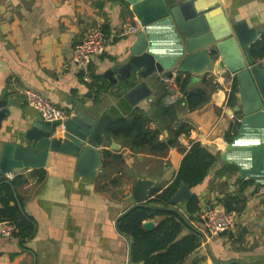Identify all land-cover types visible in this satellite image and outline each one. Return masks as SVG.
I'll use <instances>...</instances> for the list:
<instances>
[{"label": "crops", "instance_id": "1", "mask_svg": "<svg viewBox=\"0 0 264 264\" xmlns=\"http://www.w3.org/2000/svg\"><path fill=\"white\" fill-rule=\"evenodd\" d=\"M182 1L167 0L170 6ZM230 6L234 22L245 21L264 32V0H231ZM96 22L104 25L109 43L106 53L94 59L92 81L88 82L72 62L73 51ZM127 25H138L140 30L123 35L122 28ZM141 31L131 7L122 0H0V97L6 91L7 99L18 103L9 105L11 113L0 128V162L5 144L24 143L27 131L43 119L27 105L17 88L41 93L67 109L70 117L74 115V101L80 103L83 111L97 107L98 112L114 119L128 116L137 107L152 113L153 103L165 91L167 83L161 82L163 77L151 82L154 96L136 107L125 99L126 91L121 93L113 86L100 103L90 90L95 76L103 77L110 85L105 73L131 56ZM216 66L217 63L199 77L200 82L206 74L219 78L217 90L208 104L189 113L187 123L194 126V131L190 136L182 135L181 146L172 148L166 156L134 152L122 142L111 140L101 146L103 167L96 178L78 175V158L59 153H51L44 168V181L39 182L38 176L33 175L36 169L19 173L25 175L26 183L18 192L27 214L37 222V231L27 243V250H22L15 239L0 235V264H128L129 242L119 232L117 223L131 209L138 179L167 187L174 181L185 152L200 141L218 155L219 161L208 178L191 189L192 197L200 199L201 209L196 215L198 220L191 224L204 237L201 247L185 264H264V197L256 196V184L246 191L245 209L240 215L234 213L235 227L229 233L210 236L202 217L203 211L211 207L224 210L220 200L238 192L237 182L242 180L239 171L220 174L224 166L233 165L222 159L229 143L225 136L233 124L241 123L243 116L233 112L240 101L238 92L237 104L230 106L229 117L218 124L234 78L225 71L218 74ZM169 137L165 130L162 139ZM105 151L112 157L106 160ZM105 161L109 165L104 167ZM19 174L7 176L0 170V179H13ZM177 207L181 209V205Z\"/></svg>", "mask_w": 264, "mask_h": 264}, {"label": "water", "instance_id": "2", "mask_svg": "<svg viewBox=\"0 0 264 264\" xmlns=\"http://www.w3.org/2000/svg\"><path fill=\"white\" fill-rule=\"evenodd\" d=\"M122 1L131 7L142 31L132 46L131 56L105 73L109 84L121 93L126 91L125 99L136 107L154 96L153 80L180 71L192 74L195 85L200 82L199 76L217 63L218 74L228 72L238 82L240 101L233 112L243 116L240 129L227 144L222 159L238 169L242 180L264 186V65L255 63L250 53L264 32L251 28L245 21L234 22L231 0H184L175 6H170L167 0ZM219 81L217 78L216 82ZM161 82L166 81L161 78ZM74 102V115L68 120H37L25 134L24 143L5 144L1 172L9 176L25 169H44L51 153H59L78 158V175L98 177L103 167L99 140L106 136L115 119L101 114L97 107L83 111L80 103ZM9 105L18 103L7 99L4 91L0 97V128L11 113ZM156 184L138 179L130 200L131 209L146 204ZM191 198V188L182 184L171 204L181 205L182 212L190 217ZM155 226L154 221L144 223L148 230ZM117 228L129 242L128 264H131L132 240L120 231L119 221Z\"/></svg>", "mask_w": 264, "mask_h": 264}, {"label": "trees", "instance_id": "3", "mask_svg": "<svg viewBox=\"0 0 264 264\" xmlns=\"http://www.w3.org/2000/svg\"><path fill=\"white\" fill-rule=\"evenodd\" d=\"M250 53L255 63L264 60V34L250 48ZM168 76L174 77L177 88L185 94L186 107L190 112H195L208 104L219 85L211 74L204 75L200 84L196 86L193 85L190 73L178 71L175 75L169 73ZM93 80L90 90L95 101L100 103L104 95L110 94L112 85H108L103 77L95 76ZM238 92L239 85L234 78L229 106L237 104ZM163 96L164 94L155 100L150 114L137 107L128 116L115 119L109 126L106 136L99 140L100 144L118 140L134 152H144L153 156H166L172 148L180 147L179 138L182 135L190 136L194 126L187 122H178V106H166ZM150 122H155L157 128L151 129L148 126ZM239 126L240 123H235L230 127L225 136L226 142H232ZM165 130L170 134L168 140L162 139ZM104 155L106 160L112 157L108 151H105ZM218 161V155L203 142L193 143L185 152L174 181L167 187L157 185L151 190L150 200L146 204L132 208L120 219V231L132 240L134 264H185L201 247L203 235L191 224L198 220L196 215L201 210L200 199L196 195L191 198L188 205L190 218L186 217L180 208L173 206L171 200L182 184L189 185L191 189L201 185ZM108 165V161H105L104 167ZM236 172L238 169L235 166L226 165L220 174L233 175ZM33 175L38 176L39 182H42L46 178V171L36 169ZM25 183L26 178L23 174L16 175L13 179L6 176L0 179V223L10 222L17 227L14 239L22 250L28 249L27 243L37 231V222L34 217L27 214L24 199L18 192ZM237 184L239 191L225 195L220 203L224 211L240 215L245 209L246 191L256 185L252 181L240 179ZM147 221H156V226L150 230L145 229L144 223ZM186 230L189 232L183 235ZM227 264L242 263L230 261Z\"/></svg>", "mask_w": 264, "mask_h": 264}, {"label": "built area", "instance_id": "4", "mask_svg": "<svg viewBox=\"0 0 264 264\" xmlns=\"http://www.w3.org/2000/svg\"><path fill=\"white\" fill-rule=\"evenodd\" d=\"M140 26L127 25L122 28V34L128 35L130 33H138ZM108 37L104 31V25L101 22H96L89 26L87 34L84 38L75 45L73 51L72 62L76 69L83 74L85 80L92 81L91 67L95 58L103 56L108 48ZM264 65V60L260 62ZM173 75H175L173 73ZM166 81V91L163 96V102L166 106L177 105L178 122H187V117L191 113L186 107V96L182 93L175 84L174 77L170 78L167 75L163 77ZM19 95L24 97L27 105L36 109L45 121H66L70 118L69 111L54 104L49 98L41 93L29 88H17ZM232 93V86L227 90V97L223 113L220 117V122L229 117L228 111L231 110L229 106V99ZM241 121V120H239ZM148 126L151 129H156L157 124L150 122ZM215 130V129H214ZM256 196L264 197V186L259 185L256 188ZM202 217L205 221L206 228L210 236H217L221 233L232 230L235 227V214L224 211L218 207H211L203 211ZM17 232V227L10 222L0 223V235L8 240H13Z\"/></svg>", "mask_w": 264, "mask_h": 264}, {"label": "rangeland", "instance_id": "5", "mask_svg": "<svg viewBox=\"0 0 264 264\" xmlns=\"http://www.w3.org/2000/svg\"><path fill=\"white\" fill-rule=\"evenodd\" d=\"M231 78H233V76L231 75ZM226 233H229V232H226Z\"/></svg>", "mask_w": 264, "mask_h": 264}]
</instances>
